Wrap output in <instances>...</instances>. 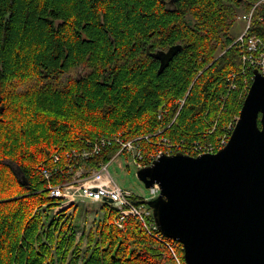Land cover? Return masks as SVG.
<instances>
[{
    "label": "trees",
    "instance_id": "trees-1",
    "mask_svg": "<svg viewBox=\"0 0 264 264\" xmlns=\"http://www.w3.org/2000/svg\"><path fill=\"white\" fill-rule=\"evenodd\" d=\"M257 1L0 0V264H185L178 242L138 219L118 228L109 203L75 205L49 189L74 152L107 164L116 147L83 154L115 135L136 140L137 160L197 156L194 143L216 151L251 84L234 44L245 21L233 28ZM259 17L251 32L264 37ZM175 46L158 73L155 55Z\"/></svg>",
    "mask_w": 264,
    "mask_h": 264
},
{
    "label": "water",
    "instance_id": "water-1",
    "mask_svg": "<svg viewBox=\"0 0 264 264\" xmlns=\"http://www.w3.org/2000/svg\"><path fill=\"white\" fill-rule=\"evenodd\" d=\"M178 46L160 51V73ZM136 176L159 195L143 201L185 264H264V76L253 80L228 143L213 154L161 155ZM111 202V201H110Z\"/></svg>",
    "mask_w": 264,
    "mask_h": 264
},
{
    "label": "built area",
    "instance_id": "built-area-1",
    "mask_svg": "<svg viewBox=\"0 0 264 264\" xmlns=\"http://www.w3.org/2000/svg\"><path fill=\"white\" fill-rule=\"evenodd\" d=\"M257 9L264 10V0L257 1L252 7V10L249 13V15L244 17L246 21L245 28L234 41V44L239 46V48L242 50L241 57H242L243 66L251 71V75H252L251 82L253 80L254 71H256L261 76H264V37L251 32V28H252L251 19L253 13ZM257 24L259 27H261V25L264 26V17H259L257 19ZM237 119H234L233 122H230L224 128L228 132V134L225 133L223 137L219 138L216 151H214V146L211 144L201 145L198 143H194L192 146H189V149L191 150L192 148L195 152H197V156L203 154L216 153L218 150L225 147V145L228 143ZM111 142L120 146L121 155L122 154L125 156H127L128 154L132 155V158L134 159V161L132 162L137 170L150 166L152 162L161 155H167V156L174 155V154H169L168 152H166V154L159 153L154 159L155 156L153 154H150L147 161L146 160L144 161L142 159V155H140L139 160H137L136 157L137 151H135L136 140L126 141L120 137H115L113 138V140L110 141L102 140L93 147L91 152L88 151L85 154H83V157H88L97 154L102 147H104L106 144H110ZM182 148H186V146L183 144L178 150ZM71 157H74V155H71ZM192 157H196V156H192ZM72 159H76V158L74 157ZM152 159L153 161L150 162ZM102 174H104V176ZM43 175L45 178H48V174L46 173V171H43ZM89 183L90 185H82L77 188L73 186L55 188L51 192V196L63 197L66 198L68 201H73L75 197H79L81 199H87L93 202L101 201L104 198H109L112 200L113 204L118 208L119 211L118 226L120 228H122V222L126 218L133 217L138 219L142 223L143 228H145L146 230L148 231L151 230L152 232H155V230L157 231V228L153 220L152 209L147 207L144 203H142L143 201L152 200L159 195V188L156 184L153 185L151 188H149L152 198L149 200L143 199L141 200L142 202L140 204L136 205L132 201V198L134 197L135 194L132 193L130 190L123 189L117 186L113 182V180L109 177L105 168L103 169L102 172L99 173L93 172L90 176ZM154 236L158 239L159 238L162 239L158 231L157 234Z\"/></svg>",
    "mask_w": 264,
    "mask_h": 264
},
{
    "label": "rangeland",
    "instance_id": "rangeland-1",
    "mask_svg": "<svg viewBox=\"0 0 264 264\" xmlns=\"http://www.w3.org/2000/svg\"><path fill=\"white\" fill-rule=\"evenodd\" d=\"M238 15L241 16L242 15L241 12H239ZM244 21L245 20L243 19H239L237 21V23L233 28L234 29L233 34L234 33L239 34L242 31L244 27ZM34 84H36V81H33L28 84L16 85L17 86L16 90L19 92H23L25 91V89H27L28 87ZM108 172L109 175L112 177V179L119 187L130 190L132 193H134L136 196L140 197L141 199L149 200L152 198L149 189L146 188L140 180H138L136 176L137 169L133 164V162H130V158H128L127 160L126 156L121 155L119 158H117L116 160L112 161L109 164ZM56 202L60 204H65V202L62 200H57ZM71 203H74L75 205L81 204L82 206L85 205L89 206L87 204H91V203L102 204L104 202H91L90 200H86V199L81 200L80 198H75V200ZM77 211L80 212V209L78 208Z\"/></svg>",
    "mask_w": 264,
    "mask_h": 264
},
{
    "label": "bare ground",
    "instance_id": "bare-ground-1",
    "mask_svg": "<svg viewBox=\"0 0 264 264\" xmlns=\"http://www.w3.org/2000/svg\"><path fill=\"white\" fill-rule=\"evenodd\" d=\"M156 53V52H155ZM160 62V61H159ZM115 137H120V138H122L123 140H126V141H128L127 139H125V137H122V136H119V135H115V136H113V138H115ZM111 138V137H110ZM100 139V138H99ZM112 139V138H111ZM97 140H98V138H97ZM131 140H135V139H131ZM95 141V140H94ZM99 141V140H98ZM91 142V141H90ZM89 142V143H90ZM95 144V143H94ZM140 144V143H139ZM141 145H142V143H141ZM86 146V145H85ZM84 146V147H85ZM110 147H113V148H115L116 147V152H115V154L112 156V158L110 159V161L107 163V164H105V165H103L100 169H94V168H91V167H89L88 166V164H82V163H79L78 162V158H77V156L75 155V152L73 153V154H71V155H74V157L76 158V159H72V158H74V157H72L71 158V164L69 165V171L67 172V175H66V178H65V181L62 183V184H60V185H56L55 187H52V188H50L49 190H50V193H49V196L50 197H52L51 196V192L53 191V189H55V188H63V187H66V186H73V187H79V186H82V185H90V176H91V174L93 173V172H102L103 171V169L105 168V170H106V172L108 173V175H109V172H108V167H109V164L112 162V161H114V160H116L118 157H120L121 156V153H120V146L119 145H117V144H115V143H113V142H111L110 144H106L104 147H102L100 150H99V152L97 153V154H94V155H92V156H88V157H97L100 153H101V151L102 150H106L107 148H110ZM81 148H83V147H81ZM86 148V147H85ZM138 148V147H137ZM75 149V148H74ZM77 149V148H76ZM87 149V148H86ZM85 149V150H86ZM92 149V148H91ZM80 150V149H79ZM85 150H83V151H85ZM88 150H89V148H88ZM190 150V149H189ZM190 151H192V150H190ZM72 152V151H71ZM79 152V151H78ZM87 152V151H86ZM91 152V151H90ZM68 153V152H67ZM82 153V152H81ZM79 154H80V152H79ZM123 155V154H122ZM88 157H83V159L84 158H88ZM87 160H89V159H87ZM92 160H93V158H92ZM91 161V160H90ZM90 161H88L89 163H90ZM83 162V161H82ZM77 163H79L78 165H77ZM122 163V162H121ZM119 164H120V162H119ZM66 167V166H65ZM65 169H63V172H66V171H64ZM43 171H46V170H42V173H43ZM62 171V170H61ZM53 172V171H52ZM46 173H47V171H46ZM55 173V172H54ZM58 173V172H57ZM48 174V173H47ZM53 175V174H52ZM103 176H104V174H102ZM48 176H49V174H48ZM57 176H58V174H57ZM64 176V175H63ZM50 177H53V176H50ZM109 177L112 179V177L109 175ZM60 177H58V179H59ZM46 179H48V178H46ZM55 180H56V178H55ZM60 180V179H59ZM61 180H64V179H61ZM113 180V179H112ZM55 182V181H54ZM56 182H58V181H56ZM113 182L115 183V181L113 180ZM116 184V183H115ZM117 185V184H116ZM118 186V185H117ZM52 198H62V199H64V200H66V202L68 203V202H72V201H68L66 198H63V197H52ZM75 198H79V197H75ZM75 198H74V200H75ZM81 199V198H80ZM133 199V198H132ZM73 200V201H74ZM81 200H84V199H81ZM87 200V199H86ZM111 201V202H110ZM91 202H93V201H91ZM97 202H104V203H109L111 206H113V208H115V210L117 211V215H116V218H115V224H116V226L118 227V228H120L119 226H118V220H119V215H118V213H119V211H118V208L113 204V202H112V200L111 199H109V198H104V199H102L101 201H97ZM133 203H135L134 201H133ZM126 220V219H125ZM124 220V221H125ZM123 221V222H124ZM123 222H122V226L124 225L123 224ZM156 240V239H155Z\"/></svg>",
    "mask_w": 264,
    "mask_h": 264
}]
</instances>
